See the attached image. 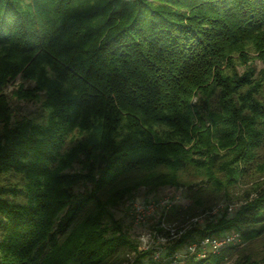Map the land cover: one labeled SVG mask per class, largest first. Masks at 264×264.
<instances>
[{
    "label": "trees",
    "instance_id": "trees-1",
    "mask_svg": "<svg viewBox=\"0 0 264 264\" xmlns=\"http://www.w3.org/2000/svg\"><path fill=\"white\" fill-rule=\"evenodd\" d=\"M163 187L187 192L173 220L239 201L166 255L264 238V0H0V264H136L114 211Z\"/></svg>",
    "mask_w": 264,
    "mask_h": 264
},
{
    "label": "rangeland",
    "instance_id": "rangeland-1",
    "mask_svg": "<svg viewBox=\"0 0 264 264\" xmlns=\"http://www.w3.org/2000/svg\"><path fill=\"white\" fill-rule=\"evenodd\" d=\"M254 65L257 69L261 67L259 61H255ZM18 83H20V80L9 84L3 89V93L8 97L10 107L17 116L34 114L36 110L35 105L16 101L11 97V91L17 87ZM28 86H31V84L25 83L24 87ZM136 201L143 203L154 202L158 204L155 212L139 224L134 223L129 215L132 203ZM238 202V199L232 196L229 200L223 199L216 202L208 211L198 212L196 216L173 220L169 217L170 212L185 208L189 204L187 192L183 187H163L154 193H146L144 190L138 191L134 198L121 204L114 211V215L121 221L124 228L137 243L138 251L148 250L149 252L148 257L141 259L136 264H150L152 262L150 259L152 256L151 253L153 251H159L162 254L172 240L178 238L186 231L193 228L201 229L206 222L216 220L222 214H225L227 217L231 216L237 209ZM263 248L264 238L256 240L253 243H244L243 246L237 247L231 256L227 257L224 264H243L242 257L245 255L256 259ZM134 258L135 255L130 254L127 260L128 264H134Z\"/></svg>",
    "mask_w": 264,
    "mask_h": 264
},
{
    "label": "built area",
    "instance_id": "built-area-1",
    "mask_svg": "<svg viewBox=\"0 0 264 264\" xmlns=\"http://www.w3.org/2000/svg\"><path fill=\"white\" fill-rule=\"evenodd\" d=\"M156 203L149 202H134L130 208V218L136 223L144 222L151 216L156 208ZM169 237V234H168ZM244 245L242 237L238 232H225L219 236L203 237L186 244L182 251H175L166 255V249L162 254L157 251L152 252L151 260L154 264H184L187 259H201L208 254L218 253L220 250L227 247H241Z\"/></svg>",
    "mask_w": 264,
    "mask_h": 264
}]
</instances>
